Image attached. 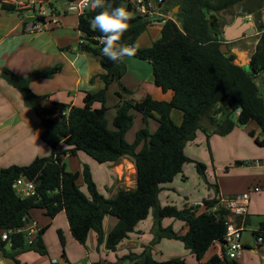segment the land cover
Returning a JSON list of instances; mask_svg holds the SVG:
<instances>
[{"label": "trees", "instance_id": "16d2710c", "mask_svg": "<svg viewBox=\"0 0 264 264\" xmlns=\"http://www.w3.org/2000/svg\"><path fill=\"white\" fill-rule=\"evenodd\" d=\"M163 1L162 7H172L168 11L180 6L177 19H167L160 38L149 48H137L134 56L150 62L155 85L165 92L171 91L173 98L169 102L151 96L140 101L124 100L114 118V129L109 127L107 119L109 87L114 82L120 83L118 94L121 97L131 92L121 84L126 72L125 63H114L102 55V33L90 27V19L100 9L93 11L90 8L79 16V50L98 60L103 69L101 74L93 76L91 82L101 79L105 84L98 91L86 92L82 105L53 102L46 107L41 102L42 97L32 90L33 81L52 78L61 71L60 65L33 71L29 77L20 76L7 67L2 69V77L19 90L26 105L41 118L44 128L41 138L52 149L50 156L38 157L27 166L13 165L0 170V250L15 264H21L16 256L23 252L48 254L43 240L48 227L42 228L32 242L24 233L16 232L27 225L30 212L35 209L44 210L50 218L64 210L71 233L81 245H86L90 232L94 231L98 246L105 243L111 251H116L152 214L154 238L151 245L145 247L141 254L130 253L121 259L129 264H187L180 257L157 260L152 247L162 239L180 241L199 261L215 243L224 242L228 211L219 206L220 197L205 199L202 205L179 208L175 205L162 206L160 194L165 184L172 183L183 174L188 163H194L207 181V166L185 152L187 144L197 139L199 131L210 137L211 131L203 126L204 119L210 126L216 127L215 133L223 136L236 127L252 122L264 134V23H257L259 43L249 68H245L236 63V53L230 55L221 51L225 40L224 27L234 22V9L244 0ZM105 2L113 7L123 5L129 11V27L120 43L135 45L151 26L150 20L137 15L129 0ZM3 7L10 12L17 11L12 6ZM173 110L183 114L180 125L171 118ZM132 111L142 115L146 126L136 133L135 141L130 143L126 135L134 125ZM152 118L159 123L154 133L148 128ZM249 135L255 139L256 145L264 148V138L257 137L254 131H250ZM62 144L68 149L61 150ZM141 144L142 148L138 151ZM79 152L99 164H116L122 158H131L137 171L136 186L120 188L113 197H106L98 190L88 164H84L82 171L78 172L67 169L66 157L77 156ZM236 165L245 164L237 161ZM20 177L35 181L36 196L22 198L16 194L13 184ZM80 179L84 182L83 186L79 184ZM214 188L218 195V185L215 184ZM201 208L203 211H200ZM106 216L118 219L107 237L104 230ZM166 218L184 222L188 231L182 233L173 226L163 227L162 221ZM3 231H11L8 240H2ZM59 236L65 248L66 241L61 231ZM254 236L264 240V220ZM7 245L14 251H7ZM63 256L66 257V254ZM223 261L222 257L214 255L201 264H223ZM227 263L238 264L232 260Z\"/></svg>", "mask_w": 264, "mask_h": 264}, {"label": "crops", "instance_id": "0c3cea01", "mask_svg": "<svg viewBox=\"0 0 264 264\" xmlns=\"http://www.w3.org/2000/svg\"><path fill=\"white\" fill-rule=\"evenodd\" d=\"M150 2L154 5L156 4V0L154 2L153 0H150ZM168 9H172V7L169 5L167 8L166 6L162 7L161 11L165 15L163 18L169 16L171 12L173 13V10L168 11ZM53 11L54 10H52L51 15L55 16L58 24L50 23L45 31L50 30L49 38L52 40L54 46L58 47L59 52L51 51L52 47L46 43H42L40 47H35L33 51L29 52V54L31 55V60L39 63L37 68H34L32 72L46 70L58 65H60L62 69L50 79L34 81L32 90L42 97L41 102L46 107L51 106L53 102L80 106L83 104L86 92H94L104 88L105 84L101 79L91 82L93 76L101 74L103 69L98 60L79 50L81 38V33L78 30L79 16L77 15L78 22L76 25L73 23L67 24V19H63L62 22L63 17L61 14H54ZM248 16L251 18L250 21H253L254 16L252 14ZM33 21L34 19L32 16L26 11H7L0 2L1 70L4 67H7L14 71V64L9 61L12 59L15 62L21 61L27 56V53H23L24 51H20L16 54L15 49L18 47L17 42H20L25 33H33L29 30V24ZM163 25L164 24H151L148 30L136 41L135 45H138V49L151 47L153 43L160 38ZM233 32L237 34L238 28H235ZM244 37L245 34L240 39ZM74 44L78 46L79 53L75 56L71 54V58L68 56V53L72 51L71 47ZM12 50H14V52H12ZM243 58H245V56ZM123 62L126 66V72L121 79V84L127 88L131 94L124 93L122 97L119 96L120 83L118 82H114L109 87L107 93V119L111 129H114V118L119 106L124 100L133 99L135 101H140L147 96H151L153 99L169 102L173 98V93L171 91L165 92L155 85L153 68L149 61L141 60L132 56L130 58L126 57ZM247 64L249 63L241 66H246ZM1 76L2 75H0V77ZM65 80L67 84H63V81ZM7 90V98L4 97V99L0 101V170L13 165L27 166L38 157H48L52 154V149L50 148L51 152L48 154H42V156H38L37 154L33 155L31 148L32 138L30 133L22 132V130L27 127L25 123L28 121L23 115V118H21V128L18 130L15 129L17 112L14 104L9 98L10 90ZM44 96H48L46 101H43ZM173 112L174 110L171 115H173ZM132 114L134 116V125L126 135V139L130 143L135 141L136 133L146 126L140 113L132 111ZM219 118L220 117H218V119ZM182 120L183 114L180 117L181 123ZM20 122L21 120L19 119L18 123ZM254 123L255 122H252L247 126L236 127L231 133L224 136L215 133L214 130L216 127L210 126L209 122L208 125L203 123V126H206V128L211 131L210 137H207L203 131H199L197 139L194 142L187 144L185 152L190 158L201 161L207 166V184L204 183V194H206V196L202 199H193L190 190L184 191L177 187V184L183 183L188 179L185 172V165L183 174L177 176L172 183L164 185V190L160 194V204L162 206L175 205L179 208H183L186 205H202V201L205 199L213 198L215 196L220 198L233 196L254 187H259L260 191L253 193L252 195L249 214L246 219L245 232L248 231L254 236V232L259 230L260 224L257 229H252L253 218H264V151H257L256 146L253 143L255 142V139L253 138V140L245 135L246 132L254 131L255 135L260 138L259 135L262 131L258 125L255 127V125H253ZM158 126L159 123L156 118L149 120L148 128L151 133H154L158 129ZM240 130L244 132L243 137L241 139L233 140L234 136L239 137V135L236 134L237 132H241ZM43 131L41 132V136ZM201 145H205L207 153L205 157L203 155L204 158L197 157L192 153L193 147L197 148ZM241 146L243 149H246L249 154L242 158H237V161H242V163L245 164L244 159L249 158L252 159V161L259 162V166L255 165V162L251 165H235L233 160L224 158L223 152L225 149L231 151L232 149L230 147H233L239 152ZM141 148L142 144L139 146L138 151L141 150ZM60 149H68V146L62 144ZM257 154L259 155L257 156ZM80 155H84V153L79 152L77 154V156ZM67 157H69V155ZM122 162L130 163L132 165L134 183L131 186L127 185V188H134L137 184V171L131 158H122L116 164L107 163L110 166V174H113L115 177L117 174H120L119 180H123V176L128 172L122 167L115 170V168H119V165ZM84 164H88L91 167L94 176L92 163L85 162L82 164V168ZM82 168L80 171H82ZM215 184L219 187L218 195L212 187ZM164 192L165 195H163ZM115 194L116 191H113L111 197ZM262 221H260V223ZM29 222H37L40 229L48 227L43 235L48 254L41 255L34 251L20 253L16 256V260L20 261L21 264H129L128 261H121V259L130 253L141 254L145 247L151 245L154 238V219L152 214H150L147 220L141 222L137 226L135 232L131 233L130 237L122 242L117 247L116 251L108 250L105 243L98 246V237L94 231L90 232L86 245H81L71 233L69 221L64 210L54 218L48 217L44 210H32L29 215ZM117 222L118 219L113 216L105 217V237L109 235ZM162 225L163 227L173 226L176 231L182 233L188 231V227L184 222L172 218L164 219ZM59 231L64 235L66 241L65 248L61 244ZM92 232L94 233L93 235H91ZM245 232L243 234V242L246 245V249L242 258L236 262L238 264H264L263 258H259L257 255V249L264 250V244L257 245V249L251 248L252 245L250 242L244 241ZM152 248L154 257L157 260H167L180 257L184 259L187 264H201V262H207L214 255H218L223 258V264H229L227 263L229 260L227 255L226 260L224 259V255L226 254L225 245L219 242L215 243V245L209 249L202 261H199L194 254L185 249L183 243L177 240L162 239ZM63 254H66V257H64ZM3 255L5 254L3 253Z\"/></svg>", "mask_w": 264, "mask_h": 264}, {"label": "rangeland", "instance_id": "374dc122", "mask_svg": "<svg viewBox=\"0 0 264 264\" xmlns=\"http://www.w3.org/2000/svg\"><path fill=\"white\" fill-rule=\"evenodd\" d=\"M68 1L69 0H50V4L48 5V7H49V10H54L53 11L54 14L56 13L61 14V16L63 17L62 22H63V19H67L66 20L67 24L73 23L76 25V23L78 22V16L76 15V13H70L68 11V8H69ZM154 1L155 0H153V2ZM250 14L254 16L252 22L254 23L253 26L256 28V32L255 33L251 32L250 35H245L244 38L239 39L235 42H232L230 45L231 50L237 55L236 63L239 65H244L246 63H249L252 55L256 51V47L259 43L258 37L260 35V32H258L257 30V23L260 21L264 23V0H244L243 2H241L235 7L234 15L232 17H234L235 20L237 17H244V22L247 23L248 21H250V18L248 16ZM49 31L50 30L43 31V32H37V33H34V32L25 33L24 37L20 40V42H17L18 47H16L15 53L17 54L20 51H24L23 53H27V56L26 57L23 56L24 58L21 61L15 62L13 59L9 61L10 63L14 64L13 68L16 74L23 76V77H29L32 74V70L34 68H37L39 63L31 60V55L29 54V52L33 51V49L37 46L40 47L42 43H46L50 47H52L51 51L59 52L58 47L54 46L52 40L49 38V35H50ZM74 40H75V37H74ZM71 48H72V51L68 53L69 54L68 56L72 58L71 54L75 56L76 54L79 53V51H78V46L75 44L72 45ZM12 52H14V50H12ZM22 55H25V54H22ZM244 56L245 58H243ZM245 68H249V64H247ZM0 79H1L0 101L3 100L4 97L7 98V93H8L7 89H9L10 90L9 92L10 101L14 104L15 110L17 112L16 114L17 122H16L15 129L18 130L19 128H21L20 127L22 126L21 118H23V115L28 121L25 123L27 127H25V129H23L22 132L30 133V136L32 138L31 148L33 151V155L37 154L38 156H42V154H48L49 152H51L50 147L41 138V132L43 131V125L41 122V118L34 112L32 108L26 105L24 97L19 92V90L11 86L4 77L1 76ZM33 82L31 83V88L33 87L32 86ZM41 83L44 84L43 82ZM42 84H39V85H42ZM63 84H67L66 80L63 81ZM47 97L48 96H44L43 101H46ZM181 115H182L181 111L174 110L173 115H171V118L176 124L180 125ZM19 119L21 120L20 123H18ZM203 123L208 125V120L204 119ZM253 125L257 127L256 123H254ZM240 131L241 132H237L236 134V135H239V137L234 136L233 140L241 139L243 137L244 132L242 130ZM245 135L246 137H250L251 139H253L249 135V132H246ZM259 136L260 138L264 137L262 133ZM253 143L255 144L257 151H264V148L259 147L258 145H256L255 142ZM230 148L232 149L231 151H229L228 149L224 150L223 156L224 158L228 160H233V163H235V165H236L237 158H242L243 156H247V154H249L248 151L246 149H243L242 146L240 147L239 152L235 150L233 147H230ZM192 150H193L192 153L197 157L204 158L205 155H207L206 150H205V145H201L200 147H197V148L193 147ZM190 151H191V148H190ZM258 155L259 154H257V156ZM244 161H245V165H251L254 162H256V161H252V159H249V158L244 159ZM85 162L92 163V168L94 171V180L97 184L98 190L106 197L110 198L111 193L113 191L114 192L116 191L117 193V191L120 188H127V185L131 186L134 183L133 175H132L133 170H132V165L130 163L122 162L120 163L119 168H115V170H118L122 167L124 168V170L128 172L126 175L123 176V180H119L120 174L119 175L117 174L116 177L113 176V174H110V166L108 164H99L98 162L90 158L85 153L84 155H80V156H69L65 159L67 169L71 172L80 171L82 168V164ZM185 170H186L185 172H186V176L188 177V179L183 183L177 184V187L179 189H183L184 191L190 190V194L192 195L193 199L204 198L206 196V194H204V183L207 184V181L205 180V178L199 174L194 163L186 164ZM134 180H135V177H134ZM79 184L81 186L84 185V182L82 179L79 180ZM214 186L212 187L214 188ZM163 195H165V192L163 193ZM200 211H203V209L201 208ZM263 219L264 218H260V219L253 218V224L251 228L257 229L259 227L260 221H262ZM93 234L94 233L92 232L91 235ZM255 240H256L255 236H252V234L248 231L245 232L244 241L250 242V244L252 245L251 248L253 249H257V244ZM263 251L264 250H261L258 248L257 255L259 258H263V262H264V255H263L264 252Z\"/></svg>", "mask_w": 264, "mask_h": 264}, {"label": "built area", "instance_id": "2783aa9c", "mask_svg": "<svg viewBox=\"0 0 264 264\" xmlns=\"http://www.w3.org/2000/svg\"><path fill=\"white\" fill-rule=\"evenodd\" d=\"M133 6V9L137 15L145 16L150 20L152 25L165 24L167 19H173V13L165 17L161 11L164 5L163 0H156V5L145 0H129ZM2 5H8L14 7L17 11L29 13L34 21L29 24V30L31 32H43L48 28L50 23L58 24L54 15H51L52 10H49L48 5L50 0H0ZM77 4L83 9V13L76 15L81 16L90 9L88 0H69L68 6ZM255 165L259 166V162H255ZM13 189L16 194L22 198L34 197L38 194L35 181L26 177H20L13 184ZM260 191L259 187H254L243 193L221 197L219 206L228 211L226 222V234L224 237L226 255L229 260L237 261L242 258L246 249V245L243 242V234L246 230V219L249 214L251 198L253 193ZM217 209V208H215ZM213 209V210H215ZM41 231L37 222H28L23 228L17 229V233H24L28 240L32 242ZM11 231H3L2 240H8ZM256 238V237H255ZM256 244H264L262 237L256 238ZM0 264H5L0 260Z\"/></svg>", "mask_w": 264, "mask_h": 264}, {"label": "clouds", "instance_id": "9594fccd", "mask_svg": "<svg viewBox=\"0 0 264 264\" xmlns=\"http://www.w3.org/2000/svg\"><path fill=\"white\" fill-rule=\"evenodd\" d=\"M90 8L95 11L100 9L89 21L93 31L102 33L100 43L103 45L102 55L114 63H121L124 59L136 54L138 45L120 43L122 35L128 30V21L131 15L125 6L113 7L106 4L105 0H88ZM70 13H83V9L77 5L69 6Z\"/></svg>", "mask_w": 264, "mask_h": 264}, {"label": "water", "instance_id": "95a60500", "mask_svg": "<svg viewBox=\"0 0 264 264\" xmlns=\"http://www.w3.org/2000/svg\"><path fill=\"white\" fill-rule=\"evenodd\" d=\"M180 6L177 5L173 9V20L177 19V14L179 12ZM251 20V18H250ZM254 23L252 21H248L247 23L244 22V17H237L236 20L233 22L232 25L230 26H225L224 27V41L221 44V51L223 53H228L232 55L234 52L230 49V44L232 42L237 41L240 39L244 34L245 35H250L251 32L255 33L256 28L253 26ZM235 28H238L237 34L233 32ZM0 75H2V70L0 69ZM264 81V77H263ZM264 89V85H263ZM7 251H14V249H11L10 245L6 246ZM0 259L4 261L5 264H15L14 260L8 259L3 255L2 251H0Z\"/></svg>", "mask_w": 264, "mask_h": 264}]
</instances>
